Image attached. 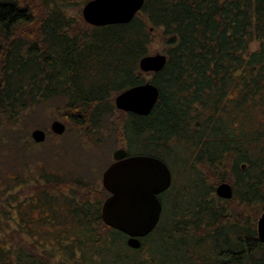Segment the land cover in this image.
Instances as JSON below:
<instances>
[{
  "label": "trees",
  "instance_id": "16d2710c",
  "mask_svg": "<svg viewBox=\"0 0 264 264\" xmlns=\"http://www.w3.org/2000/svg\"><path fill=\"white\" fill-rule=\"evenodd\" d=\"M87 1L0 0V264H264V0H144L102 26ZM156 35L166 62L144 72ZM146 81L148 114L116 108ZM53 115L65 131L35 142ZM103 132L172 173L138 248L101 218L109 193L81 137Z\"/></svg>",
  "mask_w": 264,
  "mask_h": 264
},
{
  "label": "water",
  "instance_id": "95a60500",
  "mask_svg": "<svg viewBox=\"0 0 264 264\" xmlns=\"http://www.w3.org/2000/svg\"><path fill=\"white\" fill-rule=\"evenodd\" d=\"M144 0H89L83 4L84 20L95 26L129 22L142 7ZM166 62L163 53L148 54L140 58L139 68L144 72L159 71ZM158 99V88L150 81L131 86L115 96L117 109L146 115ZM65 124L54 119L50 130L55 134L65 131ZM31 137L43 142L46 131L34 128ZM102 186L109 193L101 205L104 223L126 235V244L132 248L141 245V238L148 235L157 225L162 205L158 195L172 182V173L161 159L146 154L128 155L125 148L112 151V160L101 173ZM216 194L230 198L233 188L227 182L219 183ZM256 231L264 241V212L256 221Z\"/></svg>",
  "mask_w": 264,
  "mask_h": 264
},
{
  "label": "rangeland",
  "instance_id": "374dc122",
  "mask_svg": "<svg viewBox=\"0 0 264 264\" xmlns=\"http://www.w3.org/2000/svg\"><path fill=\"white\" fill-rule=\"evenodd\" d=\"M158 50L157 52H153V50ZM151 52L150 54H155V53H161L160 51V41L159 39L157 38V35L155 36L154 38V41H153V44H152V48H151ZM148 79H149V76H148ZM54 119H59L61 120L59 117L53 115L52 117H49V118H43L41 120H38L36 124H39V125H34V127H38V128H42L44 129L45 131H49L48 133V137H50V133L52 132L50 130V123L52 120ZM62 121V120H61ZM95 139H99L98 142H95ZM87 140H89V143H91V145H97V152L92 154L91 153V149H90V146L88 145L87 143ZM81 141H84L82 142V147L86 149H88V153L82 149V154L84 157H87L88 155H91L93 157H95L96 155H98L99 158L96 159V161L98 160V163L99 166L97 165L96 168L99 167V176H98V181H99V184H102L101 182V173L103 171V169L107 166V164L112 160V151L116 148H118V144H117V141L114 139L113 136H111L110 134L108 133H101V134H97L95 137L94 135L91 136V138H85V137H81ZM85 143V144H84ZM85 153H87L85 155ZM83 156H79L78 158H81L80 161H82V158ZM68 161L72 163H77V158H75L74 156H71L70 158H68ZM79 161V162H80ZM81 166V165H80ZM81 173V172H80ZM82 174V173H81Z\"/></svg>",
  "mask_w": 264,
  "mask_h": 264
},
{
  "label": "bare ground",
  "instance_id": "6f19581e",
  "mask_svg": "<svg viewBox=\"0 0 264 264\" xmlns=\"http://www.w3.org/2000/svg\"><path fill=\"white\" fill-rule=\"evenodd\" d=\"M58 135H60V134H58Z\"/></svg>",
  "mask_w": 264,
  "mask_h": 264
}]
</instances>
